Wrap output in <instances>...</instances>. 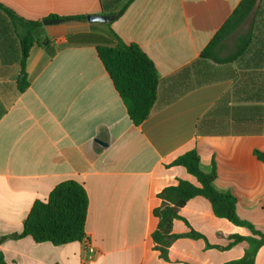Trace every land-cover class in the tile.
I'll use <instances>...</instances> for the list:
<instances>
[{"label":"crops","instance_id":"1","mask_svg":"<svg viewBox=\"0 0 264 264\" xmlns=\"http://www.w3.org/2000/svg\"><path fill=\"white\" fill-rule=\"evenodd\" d=\"M128 0H0L31 21L50 15H110ZM241 0H133L111 28L136 43L160 75L158 100L136 126L114 87L95 42L79 35L102 34L101 23L69 21L44 25L26 62L29 86L19 92L18 61L0 55V238L23 231L38 200L46 201L61 182L81 183L89 198L86 239L56 246L32 237L6 239L0 250L8 264H223L242 258L250 244L228 250L230 237L251 232L214 215L203 197L190 200L180 215L203 239L181 238L162 259L152 239L153 210L166 187L197 180L169 165L197 149L200 168L213 162L217 191L233 194L238 216L264 233V0L229 38L220 57L246 37V51L227 68L230 77L199 85L187 68ZM249 22V23H248ZM243 28L245 31L243 32ZM234 49L222 56L230 38ZM18 45H15L17 48ZM201 130V132H200ZM102 141L106 144H100ZM172 231H190L181 219ZM95 250L86 259V243ZM255 264H264V245Z\"/></svg>","mask_w":264,"mask_h":264},{"label":"trees","instance_id":"2","mask_svg":"<svg viewBox=\"0 0 264 264\" xmlns=\"http://www.w3.org/2000/svg\"><path fill=\"white\" fill-rule=\"evenodd\" d=\"M132 2L133 0H128L118 12L110 14L109 16L112 17L110 22L100 24L105 28L102 34L79 35L77 38L96 43L97 54L124 102L130 120L138 126L148 119L156 106L160 75L153 61L136 43H126L111 28L112 23L122 16ZM258 2L259 0H241L232 15L202 51L200 58L187 68L196 75L199 85L230 77L231 73L227 67L246 51L247 36L239 38L236 50L230 56L220 57L219 50L224 41L252 15ZM88 16L50 15L44 20L82 22L87 21ZM43 28V21L26 20L0 3V55L4 62L13 63L19 60L20 76H22V79L17 80L19 92L25 91L29 86L26 62L31 49L35 45L47 46L48 44L46 39L41 38ZM16 44L17 48H15ZM212 63L213 65H210ZM255 155L258 160L264 162V153L256 150ZM169 166L185 168L188 174L197 180L198 185L187 180H179L176 185L168 186L158 194L162 203L160 207L153 210V215L159 222L151 236L156 249L160 252V257L168 259L169 248L178 239L206 241V238L192 229L180 215V210L190 200L203 197L210 202L216 217L226 219L236 226L245 227L252 234L251 237L233 235L226 247L212 246L209 243L207 247L228 250L238 243L247 241L250 248L242 258L223 264H255L256 256L264 245V233L238 216L237 199L233 194L222 193L215 189L214 181L217 177L215 162L210 173L203 172L200 168L198 151L194 148L179 156ZM88 207L89 198L84 186L74 180L63 181L51 191L46 201L38 200L34 203L20 234L1 237L0 243L6 239H20L27 236L32 237L37 243L50 242L56 246L82 242L86 239ZM177 219L183 220L190 231L183 234L173 233V222ZM0 264H8L1 250Z\"/></svg>","mask_w":264,"mask_h":264},{"label":"water","instance_id":"3","mask_svg":"<svg viewBox=\"0 0 264 264\" xmlns=\"http://www.w3.org/2000/svg\"><path fill=\"white\" fill-rule=\"evenodd\" d=\"M87 20L91 23H107L110 22L112 20V17L109 15H104V14H99V15H89L87 17ZM61 20L60 19H49V20H44L43 24L44 25H51V24H58L60 23ZM20 79H22V76H20ZM100 144H103L104 146H106L105 143H103L102 141H98Z\"/></svg>","mask_w":264,"mask_h":264},{"label":"rangeland","instance_id":"4","mask_svg":"<svg viewBox=\"0 0 264 264\" xmlns=\"http://www.w3.org/2000/svg\"><path fill=\"white\" fill-rule=\"evenodd\" d=\"M126 4V3H125ZM124 6V5H123ZM249 23V22H248ZM245 31V28H243V32ZM234 42H235V37L232 39L230 38L227 43H226V46L225 48L223 49L222 51V56H226L227 54H229L233 49H234ZM210 65H213L210 64Z\"/></svg>","mask_w":264,"mask_h":264},{"label":"built area","instance_id":"5","mask_svg":"<svg viewBox=\"0 0 264 264\" xmlns=\"http://www.w3.org/2000/svg\"><path fill=\"white\" fill-rule=\"evenodd\" d=\"M85 251H86V259L89 261L91 259H93V257L95 256V250L92 247V245L90 243H86V247H85Z\"/></svg>","mask_w":264,"mask_h":264}]
</instances>
